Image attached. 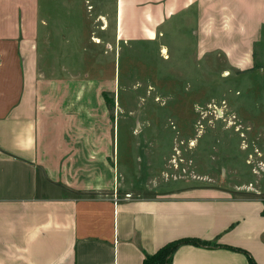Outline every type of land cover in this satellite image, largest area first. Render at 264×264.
Masks as SVG:
<instances>
[{
    "label": "crops",
    "instance_id": "crops-1",
    "mask_svg": "<svg viewBox=\"0 0 264 264\" xmlns=\"http://www.w3.org/2000/svg\"><path fill=\"white\" fill-rule=\"evenodd\" d=\"M133 1L116 0L118 43L125 11L123 42L140 32L170 51L178 18L192 36L190 60L264 66V0ZM39 2L0 0V264H142L183 239L203 245L180 246L169 264H264L262 200L197 188L123 192L115 126L96 122V91L38 70L35 49L50 41Z\"/></svg>",
    "mask_w": 264,
    "mask_h": 264
},
{
    "label": "rangeland",
    "instance_id": "rangeland-1",
    "mask_svg": "<svg viewBox=\"0 0 264 264\" xmlns=\"http://www.w3.org/2000/svg\"><path fill=\"white\" fill-rule=\"evenodd\" d=\"M39 5L50 41L43 43L42 32L35 49L38 70L79 77L82 84L69 83L70 89L96 91V122L115 126L123 192L155 198L212 189L264 203V66L241 71L215 55L190 60L192 36L178 18L170 23L175 33L165 37L166 54L157 41H143L144 33L123 42L125 11L118 43L116 0Z\"/></svg>",
    "mask_w": 264,
    "mask_h": 264
},
{
    "label": "trees",
    "instance_id": "trees-1",
    "mask_svg": "<svg viewBox=\"0 0 264 264\" xmlns=\"http://www.w3.org/2000/svg\"><path fill=\"white\" fill-rule=\"evenodd\" d=\"M104 99H106L104 97ZM203 245L202 242L196 239H183L170 242L161 247L153 256L147 257L143 260L142 264H169L172 254L177 248L182 245Z\"/></svg>",
    "mask_w": 264,
    "mask_h": 264
},
{
    "label": "bare ground",
    "instance_id": "bare-ground-1",
    "mask_svg": "<svg viewBox=\"0 0 264 264\" xmlns=\"http://www.w3.org/2000/svg\"><path fill=\"white\" fill-rule=\"evenodd\" d=\"M96 43H99V41L96 39ZM163 54H166L165 49L162 50Z\"/></svg>",
    "mask_w": 264,
    "mask_h": 264
}]
</instances>
